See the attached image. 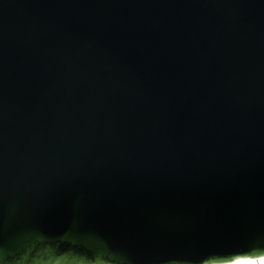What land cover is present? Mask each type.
<instances>
[{
  "label": "water",
  "instance_id": "obj_1",
  "mask_svg": "<svg viewBox=\"0 0 264 264\" xmlns=\"http://www.w3.org/2000/svg\"><path fill=\"white\" fill-rule=\"evenodd\" d=\"M264 256V0H0V264Z\"/></svg>",
  "mask_w": 264,
  "mask_h": 264
},
{
  "label": "bare ground",
  "instance_id": "obj_2",
  "mask_svg": "<svg viewBox=\"0 0 264 264\" xmlns=\"http://www.w3.org/2000/svg\"><path fill=\"white\" fill-rule=\"evenodd\" d=\"M219 264H264V256H259L248 260L240 259V260L219 263Z\"/></svg>",
  "mask_w": 264,
  "mask_h": 264
}]
</instances>
